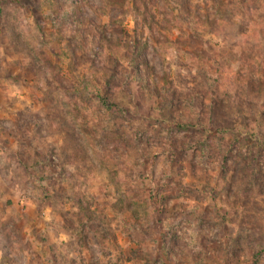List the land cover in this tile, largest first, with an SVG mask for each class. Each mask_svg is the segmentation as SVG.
I'll list each match as a JSON object with an SVG mask.
<instances>
[{"label":"clouds","instance_id":"clouds-1","mask_svg":"<svg viewBox=\"0 0 264 264\" xmlns=\"http://www.w3.org/2000/svg\"><path fill=\"white\" fill-rule=\"evenodd\" d=\"M0 264H264V0H0Z\"/></svg>","mask_w":264,"mask_h":264}]
</instances>
